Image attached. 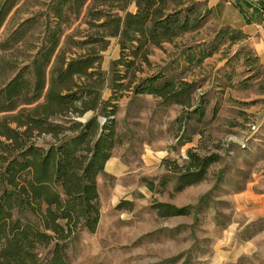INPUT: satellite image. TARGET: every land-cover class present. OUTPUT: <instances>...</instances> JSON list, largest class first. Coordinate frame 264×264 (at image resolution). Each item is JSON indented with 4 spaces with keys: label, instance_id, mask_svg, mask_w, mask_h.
Instances as JSON below:
<instances>
[{
    "label": "rangeland",
    "instance_id": "obj_1",
    "mask_svg": "<svg viewBox=\"0 0 264 264\" xmlns=\"http://www.w3.org/2000/svg\"><path fill=\"white\" fill-rule=\"evenodd\" d=\"M34 1L22 0L11 12L0 40L38 16L40 26L29 41L40 45L52 2ZM202 1L184 3L203 7ZM90 2L65 26L60 48L68 60L96 58L91 79L79 83L96 84L104 77L102 104L71 119L86 122L98 115L105 121V113L112 112L117 143L98 177L97 230H83L68 241L67 264H264V62L256 39L223 25L213 11L198 29L172 42L124 54L106 24L124 15V2L95 8L108 13L100 18L88 13ZM126 10L135 11V3ZM37 50L23 47L9 58L19 70ZM121 58L129 66H115ZM115 73L126 87L113 88ZM151 78L158 85L172 80L169 95L185 92L179 99L138 93ZM18 111L1 113L0 120L15 127L11 119ZM54 120L70 125L60 116ZM32 141L52 138L36 133ZM192 154L212 163L202 181L181 189V176L197 171ZM159 203L184 212L161 216ZM48 256L42 249L39 264H49Z\"/></svg>",
    "mask_w": 264,
    "mask_h": 264
},
{
    "label": "trees",
    "instance_id": "obj_2",
    "mask_svg": "<svg viewBox=\"0 0 264 264\" xmlns=\"http://www.w3.org/2000/svg\"><path fill=\"white\" fill-rule=\"evenodd\" d=\"M88 1L51 0V22L44 36L37 38L40 45L29 41L40 26L38 16L23 21L0 40V114L19 110L11 119L15 127L0 120V264H39L42 249H48L49 264H67L68 241L83 230H97L101 216L98 177L117 143L115 123L110 118L113 113L106 112L105 121L98 115L86 122L71 119L72 114L82 116L102 104L105 79L99 76L96 84L79 83L82 78L91 79L89 70L96 58L68 60L60 48L65 26L81 14ZM21 2L0 0V31ZM133 2L136 10L127 11L128 3ZM114 3H123L120 9L124 15H116L106 24L112 29L111 36L120 38L124 54L130 50L133 55L146 46L158 47L198 29L206 12L213 13L206 1L198 7L185 6L184 0H91L88 13L94 18L107 16L95 8ZM23 47L38 50L17 70L9 57ZM128 63L121 58L114 65ZM122 79L115 73L114 89L127 86ZM157 81L149 79L137 92L177 99L185 92L169 95L174 82L166 80L158 85ZM29 106L32 108L27 109ZM59 116L70 125L54 120ZM36 133L48 134L52 141L34 142ZM190 157L191 167L197 171L189 169L181 176V189L202 181L212 163L210 157ZM123 204L126 202L117 208ZM156 208L161 216L184 212L167 203Z\"/></svg>",
    "mask_w": 264,
    "mask_h": 264
},
{
    "label": "crops",
    "instance_id": "obj_3",
    "mask_svg": "<svg viewBox=\"0 0 264 264\" xmlns=\"http://www.w3.org/2000/svg\"><path fill=\"white\" fill-rule=\"evenodd\" d=\"M223 25L242 30L256 39L264 62V0H205Z\"/></svg>",
    "mask_w": 264,
    "mask_h": 264
}]
</instances>
